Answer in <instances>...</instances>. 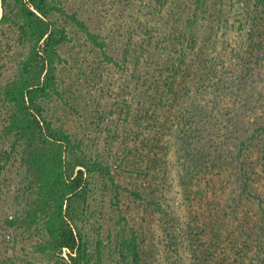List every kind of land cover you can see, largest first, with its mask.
Here are the masks:
<instances>
[{"label": "trees", "instance_id": "16d2710c", "mask_svg": "<svg viewBox=\"0 0 264 264\" xmlns=\"http://www.w3.org/2000/svg\"><path fill=\"white\" fill-rule=\"evenodd\" d=\"M116 1L113 11L107 10L116 27L108 28L102 35L107 40H111L110 31L112 38L118 36L117 48L126 59L124 67L130 69L129 76L122 79V93L136 99L140 107L132 122L130 111L122 108L124 113H120L124 126L123 130L121 126L117 129L124 133L123 143L130 135L128 122L138 129L134 133V146L128 150L132 154L129 158L136 159L135 164L145 160L154 166L173 143L186 157V164L182 163L187 167L186 174L199 171L193 167L200 163L201 156L214 169L219 168L222 184V168H228L229 180L239 191L232 200L256 202L258 212L244 216L233 209L231 201L226 202L221 213L231 212L232 231L216 230L211 249L207 247L203 260L197 263L211 264L210 259L219 250L223 254L215 264H264V191L253 186L255 169L264 171V122L254 125V120H244L240 124L242 130L255 135L238 136L240 148L224 155V145L208 143L212 134L208 133L210 138L205 139L198 130L199 124L215 118L212 111L193 104L183 115L180 114L183 106L177 108L181 96L188 94V85L193 88L198 82L205 87L201 89L202 96H215L219 85L235 82L236 76L239 81L242 78V74L235 72L224 71L219 75L217 53L209 50L219 42L214 29L221 21L217 15L222 0ZM246 3L250 7L246 17L252 32L248 43L243 44L244 55L240 56L244 69L247 63L257 61L259 50L253 49L262 43L264 34L260 28L264 25V1L255 5L250 0ZM61 7L57 0H0V172L15 165L29 184L25 225L38 231L37 251L47 255L52 264H88L82 227L88 217L92 180L96 176L107 180L115 197L120 191L109 163L98 154L89 153L67 131L54 128L48 118V105L56 98H64L57 63L66 30L54 15L64 12ZM66 14L87 36L95 38L97 34H91L77 13ZM117 29L120 32L116 33ZM104 37V41L93 38L92 41L106 54L108 42ZM250 48L255 52L251 54ZM110 91L113 94L116 90ZM113 95L119 96L120 91ZM184 116L189 122L183 120ZM144 128L148 135L141 134ZM164 132L171 138L167 147L162 138ZM220 139H215L216 143ZM135 241V236H122L120 252L132 249L133 264H143L141 250L132 246Z\"/></svg>", "mask_w": 264, "mask_h": 264}, {"label": "rangeland", "instance_id": "374dc122", "mask_svg": "<svg viewBox=\"0 0 264 264\" xmlns=\"http://www.w3.org/2000/svg\"><path fill=\"white\" fill-rule=\"evenodd\" d=\"M57 1L64 12L58 11L54 15L66 30L57 63L59 87L65 99L56 98L48 105V118L54 128L67 131L81 141L89 153L98 154L109 163L120 191L115 197L107 180L98 176L92 180L88 217L82 227L88 264H133L132 249L120 252L122 236H135L136 243L132 246L141 250L143 264H198L207 247L211 249L216 230L232 231L234 218L231 212L221 213L226 202L231 201L233 209L244 216L258 212L256 202L248 203L246 199L234 202L232 196H237L239 191L229 180V169L222 168V184L219 168L214 169L205 156H201L200 163L193 167L199 171L186 174L187 167L182 166L183 162L186 164V157L173 143L169 152H165L163 159L156 161L154 166L145 160L135 164L136 159L129 158L132 154L128 150L133 148L134 133L138 130L130 122L140 107L136 105V99L122 93L121 82L129 76L130 69L124 67L126 59L117 48L118 36L112 38L110 31L111 40H107L102 35L108 28L116 27L107 10L113 11L118 3L116 0ZM149 1L144 0V3ZM261 1L250 0V3L255 5ZM219 9L217 16L221 21L214 29L219 42L209 50L217 53L219 75L222 76L224 71L235 72L242 74V78L239 81L236 76L235 82L219 85L215 96H202L201 89L205 87L198 82L193 88L188 85V94L181 96L177 108L183 106L180 110L183 115L193 104L211 110L215 118L207 124H199L198 130L204 133L205 139L211 133L207 142L219 147L224 145V155H229L240 148L236 141L238 136L255 135L250 130L247 133L244 128L242 130L240 124L244 120H254V125L264 122V34L260 47L252 48L259 50L257 61L247 63L244 69L240 56L244 55L243 44L248 43L252 32L246 17L250 7L246 0H222ZM71 12L87 23L91 34H97L95 38L87 36L71 21L66 14ZM260 28L264 32V25ZM101 36L108 42L106 54L92 41V38L97 42L104 41ZM252 49L251 54L255 52ZM110 90L120 91V95L114 96L116 91L112 94ZM170 106L174 104L170 103ZM122 108L130 111L128 115L132 117L128 122L130 135L124 143V133L117 129L121 126L123 130L124 126L123 115L120 116L124 113ZM183 120L189 122L188 117L184 116ZM166 133L162 138L167 147L171 138ZM141 134H147V130L142 129ZM218 137H222L219 144L215 141ZM178 154H181L180 158ZM17 168L11 165L0 172V264H52L48 256L35 247L40 237L37 229L26 228V187L29 184ZM255 172L253 186L263 192L264 171L256 168ZM222 254L223 251L216 250L210 263L215 264Z\"/></svg>", "mask_w": 264, "mask_h": 264}]
</instances>
